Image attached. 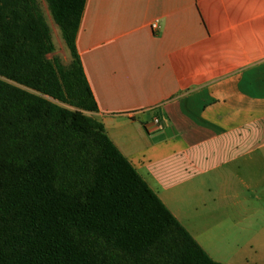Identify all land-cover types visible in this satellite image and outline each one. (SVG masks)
<instances>
[{"label":"crops","instance_id":"0c3cea01","mask_svg":"<svg viewBox=\"0 0 264 264\" xmlns=\"http://www.w3.org/2000/svg\"><path fill=\"white\" fill-rule=\"evenodd\" d=\"M77 50L88 115L170 213L214 262L264 264V0H87Z\"/></svg>","mask_w":264,"mask_h":264},{"label":"trees","instance_id":"16d2710c","mask_svg":"<svg viewBox=\"0 0 264 264\" xmlns=\"http://www.w3.org/2000/svg\"><path fill=\"white\" fill-rule=\"evenodd\" d=\"M45 1L68 66L38 0H0V264H219L88 115L87 0Z\"/></svg>","mask_w":264,"mask_h":264},{"label":"rangeland","instance_id":"374dc122","mask_svg":"<svg viewBox=\"0 0 264 264\" xmlns=\"http://www.w3.org/2000/svg\"><path fill=\"white\" fill-rule=\"evenodd\" d=\"M39 6L42 10V13L45 17V20L51 30V35H52V39L55 45V53L52 55H49L48 58L50 60H53L54 58H58L60 60V62L64 65V66H68L71 62V56H70V52L67 49L62 36H61V32L59 27H57V25L55 24V22L52 19V16L50 14L48 5L46 3L45 0H38ZM66 107V106H65ZM257 239L260 241L259 244L260 245H264V225L262 227V230L259 232V235L256 236ZM257 253L259 255H261V253L263 254V260H264V249L257 251Z\"/></svg>","mask_w":264,"mask_h":264},{"label":"built area","instance_id":"2783aa9c","mask_svg":"<svg viewBox=\"0 0 264 264\" xmlns=\"http://www.w3.org/2000/svg\"><path fill=\"white\" fill-rule=\"evenodd\" d=\"M151 28L154 32H157L159 30V22L156 21L155 23H153ZM155 123L158 124V121H156Z\"/></svg>","mask_w":264,"mask_h":264}]
</instances>
